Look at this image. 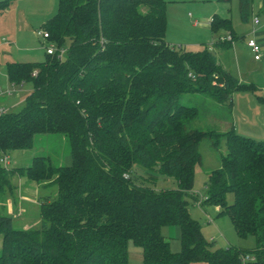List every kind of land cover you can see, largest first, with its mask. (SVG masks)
I'll return each instance as SVG.
<instances>
[{
    "label": "trees",
    "instance_id": "1",
    "mask_svg": "<svg viewBox=\"0 0 264 264\" xmlns=\"http://www.w3.org/2000/svg\"><path fill=\"white\" fill-rule=\"evenodd\" d=\"M12 1L0 0V8ZM168 1L59 0L44 29L57 51L43 62L8 64L11 82L31 81L33 90L19 111L0 112V195L18 174L51 181L58 194L42 201L37 227L16 228L0 213V264H130L131 243L142 248L143 264H264V140L234 128H191L201 108L183 103L192 94L231 111L233 92L255 86L224 69L208 47L169 45ZM252 4L239 0L244 22ZM210 24L217 46L231 48L237 39L232 20L217 14ZM228 34L231 40L221 39ZM66 39L69 49L60 56ZM40 134L64 135L72 165L55 166L46 156L27 167L2 163L10 152L31 148ZM204 139L216 148L224 141L227 149L209 173L208 196L200 204L210 202L228 215L241 238L253 236L251 251H212L191 216L186 195L194 188ZM157 167L178 188L157 191L135 180L137 169ZM164 226L181 227L179 252L171 250ZM246 255L254 259L244 262Z\"/></svg>",
    "mask_w": 264,
    "mask_h": 264
},
{
    "label": "rangeland",
    "instance_id": "2",
    "mask_svg": "<svg viewBox=\"0 0 264 264\" xmlns=\"http://www.w3.org/2000/svg\"><path fill=\"white\" fill-rule=\"evenodd\" d=\"M58 5L59 0H13L7 7L0 8V95L5 93L3 95L7 102L13 101V99L14 101L23 99L26 97L27 91L33 87L31 81H26L25 84L23 83L24 86L12 89L8 64L12 61L43 62L47 46L52 45L57 49L55 43L39 37L37 32L45 29L47 20L57 13ZM201 9L203 11L213 10L212 12H216V15L228 16L232 20L238 39L234 41L233 48L222 51L223 55L221 53L219 58L223 63H226L232 75L241 82L248 85L253 84L255 87L250 90L240 89L233 92V120L232 109L231 111L223 109L210 98L186 95L183 103L201 108L200 116L189 126L219 133L230 130L234 125V130L238 134L264 140V100H262L264 99V46L261 47L262 60L260 61L254 59V54L247 47L249 41L247 35L253 29L252 17L258 16L259 25L264 24V13L260 12V0H253L251 14L247 22L241 19L239 0H170L167 2V33H175L173 34L174 38L190 40L187 37L195 34L187 26L189 22L192 24L198 11H202ZM69 46L70 42L66 39L60 47L64 55ZM226 54L229 55V58ZM2 104L0 101V105ZM5 105V107L0 106V110L3 108L9 110L11 107L13 111L17 112L23 107V104L18 105L17 103H14V106H9L13 105L10 103ZM232 121L233 125L228 126L227 122L232 124ZM226 149L227 145L224 141L219 148H216L210 139H204L200 143L199 151L202 155V163L195 168L194 188L186 195V201L191 216L199 220L202 234L211 244L212 251L227 249L231 246L251 251L256 247V240L253 236L241 238L228 215H219V208L211 205L210 202H207L205 206L200 204L203 197L208 196L206 184L209 173L221 166V156L226 153ZM37 156L50 158L55 166H69L73 163L71 146L64 135L40 134L35 137L31 148L10 152V163L7 167H26ZM2 163L5 165L4 162ZM136 171L134 178L138 183L151 186L157 191L178 188L177 180L162 174L159 167L150 172L144 169ZM21 177L24 182L16 180L13 186L11 185L0 195V198H5L3 202H0V213L8 215L13 210L15 215L21 214L25 210L26 213H29L27 218L30 221H36L35 227H37L40 224V218H36L40 214L42 201L47 197L55 198L58 194V186L51 181L36 183L25 176ZM9 193L14 195V202L10 200L12 198ZM8 195L9 198L6 199ZM199 197L200 200L197 202L196 198ZM227 200L232 203L233 195L228 194ZM14 227L21 228L22 225L18 220H15ZM162 231L170 243L171 250L179 252L182 249L181 227L164 226ZM2 238L3 236L0 234V249ZM128 256L130 264H143L144 262L142 248L132 243L128 248ZM188 264L205 263L189 262Z\"/></svg>",
    "mask_w": 264,
    "mask_h": 264
},
{
    "label": "crops",
    "instance_id": "3",
    "mask_svg": "<svg viewBox=\"0 0 264 264\" xmlns=\"http://www.w3.org/2000/svg\"><path fill=\"white\" fill-rule=\"evenodd\" d=\"M193 5H196V4H193ZM261 7H262V3H261V0H260V11H261ZM212 11L213 10L198 11V13L196 14L195 18L192 21V24L189 22L187 28H189V30L193 31L194 34H195L194 36L187 37V38H190V40L185 41L184 39L174 38L173 34H175V33H173V34H168L167 33L166 34V41H167V43L169 45H171L173 47L174 46L183 47L185 50H189V51H198V50H201V49H203L205 47H208L210 50H212L216 54L220 64L224 67V69L229 71L228 66L226 65V63H223L220 60V58H219L221 53L223 55L222 51H224L225 49L217 46V43H216L217 38H216L215 34H213L212 31H211L210 19L213 18L216 15V12H212ZM223 17H228V16H223ZM252 26H253V29H252L251 32L248 33L247 36L249 37V39H251V38L256 39L258 41V43L261 45V47H262V45L264 46V44H263L264 43V24L262 26H261V24L260 25L258 24L257 25L258 27H257V26H254L253 22H252ZM227 33L228 32L223 33V35L227 34ZM237 39H238V36H237ZM261 42H263V43H261ZM233 46H234V43H233ZM233 46L231 48H233ZM247 47L251 50V48L248 46V42H247ZM45 52H46V50H45ZM251 52H252V50H251ZM226 56L229 58V55L226 54ZM260 60H262V56H261V59H259L257 61H260ZM12 62H19V61H12ZM25 62H33V61H25ZM240 82H241V80H240ZM24 84L17 85V84L12 83V89L13 88L15 89V87H17V86L18 87L24 86ZM32 90H33V87H31L29 89V91H27L26 94L28 95ZM9 92L11 93V91H9ZM3 94H5V93H3ZM3 94L0 95V101L3 103L2 105H0L1 107L2 106L5 107L6 106L5 104L9 105V103L13 104V105H9V106H14V103H17L18 105H20V104L22 105L25 102V98L26 97H23V99L20 98V100L18 99L17 101H14V99H13V101L11 100L10 102H7V99L5 98V96ZM262 100H264V99H262ZM2 110L3 111H13V109L11 107H10L9 110H5L3 108V109L0 110V112ZM231 117H232V120H233V107H232ZM227 124H228V126H231V125H233V121H232V124L230 122H227ZM233 126L231 128H234ZM6 158H7V163L5 165L8 166V164L10 163L9 155H7ZM15 168H17V167H15ZM18 179L22 181V177L16 175L12 179V185H14L15 181L18 180ZM22 182H24V180ZM9 195H10V198H12L10 200H12L14 202V195L11 194V193H9ZM9 195L6 197V199L9 198ZM4 199L5 198H3V199L0 198V202H3ZM2 207H4V205H2ZM27 214H29V213L28 212L26 213L25 210L21 214L17 213L15 215H14L13 210H11V212L8 215L5 213L6 216H10V217L13 218V222L15 220H18L20 222V224L22 225L21 229H29V228L35 227V225L37 224L36 221L35 222L34 221H30V219L27 218ZM39 218H40V214L38 215V217L36 219H39Z\"/></svg>",
    "mask_w": 264,
    "mask_h": 264
},
{
    "label": "built area",
    "instance_id": "4",
    "mask_svg": "<svg viewBox=\"0 0 264 264\" xmlns=\"http://www.w3.org/2000/svg\"><path fill=\"white\" fill-rule=\"evenodd\" d=\"M252 22H253L254 26H257L260 23L258 16H254L252 19ZM37 35L39 37L43 38L44 40H48V38H49V32L47 30H44V29L41 31H38ZM221 39L222 40H231L232 36L230 34H228L224 37H221ZM248 46L251 48V50L254 54V58L256 60L261 59V45L258 43V41L256 39L251 38L248 41ZM56 51H57V49H55L54 46H52V45H49L46 47V53L47 54L53 55ZM62 54H63V51L60 52V56H62ZM2 161L6 164L7 158L5 157ZM242 259L244 262H247L249 260H253L254 258H253V256L246 255V256H243Z\"/></svg>",
    "mask_w": 264,
    "mask_h": 264
}]
</instances>
